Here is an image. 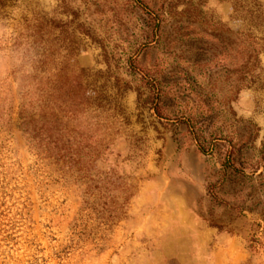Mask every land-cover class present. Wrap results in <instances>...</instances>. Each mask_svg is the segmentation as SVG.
I'll list each match as a JSON object with an SVG mask.
<instances>
[{"label":"rangeland","instance_id":"rangeland-1","mask_svg":"<svg viewBox=\"0 0 264 264\" xmlns=\"http://www.w3.org/2000/svg\"><path fill=\"white\" fill-rule=\"evenodd\" d=\"M0 264H264V0H5Z\"/></svg>","mask_w":264,"mask_h":264},{"label":"trees","instance_id":"trees-1","mask_svg":"<svg viewBox=\"0 0 264 264\" xmlns=\"http://www.w3.org/2000/svg\"><path fill=\"white\" fill-rule=\"evenodd\" d=\"M4 4H5V0H0V7H2ZM194 126L195 125L192 122L190 124V127L192 128L193 138L198 142L200 150L206 151L209 148V146L204 142V137L202 135L201 129L199 127H194Z\"/></svg>","mask_w":264,"mask_h":264}]
</instances>
